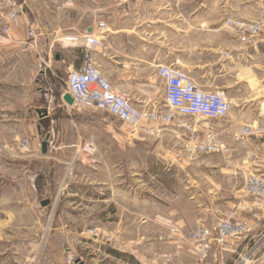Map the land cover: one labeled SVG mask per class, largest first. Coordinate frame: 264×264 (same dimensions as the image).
<instances>
[{"label":"rangeland","instance_id":"1","mask_svg":"<svg viewBox=\"0 0 264 264\" xmlns=\"http://www.w3.org/2000/svg\"><path fill=\"white\" fill-rule=\"evenodd\" d=\"M20 1L25 18L56 39L100 17V0ZM45 5L50 9L43 12ZM63 66L51 79L55 90L64 92L68 72ZM253 77L224 86L210 79L206 86L224 91L232 102L225 119L209 121L221 132L217 141L224 146L218 152L171 164L184 143L157 126L155 134L168 133L163 138L172 153L154 159L152 124L143 125L151 134L133 131L97 110L106 121L92 135L101 141L103 156L96 151L75 158L67 148L41 156L38 141L37 155L18 151L21 156L15 159L0 156V198L13 200L0 207V264H264V203L258 217L241 205L252 201L244 194L246 178L264 171V134L232 137L234 129L245 125L264 130V82ZM253 116L261 121L250 123ZM28 198L35 205L24 203ZM229 213L245 217L252 230L228 241L227 251L216 243L201 262L189 233L198 224L217 228ZM157 215L178 223L173 239H159L167 229Z\"/></svg>","mask_w":264,"mask_h":264},{"label":"crops","instance_id":"2","mask_svg":"<svg viewBox=\"0 0 264 264\" xmlns=\"http://www.w3.org/2000/svg\"><path fill=\"white\" fill-rule=\"evenodd\" d=\"M48 9L50 5L42 6L43 12ZM99 11V20L66 34L98 35L102 45L93 52L98 68L144 110L159 109L164 104V81L158 74L162 63L177 62L203 86L210 85V79L222 86L237 83L243 76L264 82V43L256 49H241L236 31L227 24L230 18L256 19L252 0H100ZM100 21L106 22L104 29L98 27ZM38 26L42 36L37 50L22 54L19 45L10 41L2 48L0 156H21L15 145L23 138L31 139L32 155L38 153V141L44 156L42 142L47 133L49 153L67 148L79 156L85 143L95 141L98 155L103 156L106 151L92 130L101 127L106 118L94 109L68 106L63 99L66 92L55 90L51 79L58 66L65 65L68 73L79 67L83 50L65 46L52 38L46 27ZM12 36L25 38V26L12 30ZM220 50L229 51L231 56L222 55ZM260 121L255 116L249 119L250 123ZM165 133L152 134L154 159L171 156L164 143ZM175 136L184 142L182 135L175 132ZM10 201L12 198H0V207ZM24 201L30 205L36 202L29 198ZM228 246L221 251H227Z\"/></svg>","mask_w":264,"mask_h":264},{"label":"built area","instance_id":"3","mask_svg":"<svg viewBox=\"0 0 264 264\" xmlns=\"http://www.w3.org/2000/svg\"><path fill=\"white\" fill-rule=\"evenodd\" d=\"M256 6L258 17L253 20L243 18L228 19L227 24L237 33L240 48L256 49L264 43V0H252ZM26 10L20 0H0V19H5L0 25V60L1 45L14 41L19 45L22 54L37 50L40 46L41 30L36 23L25 18ZM25 25V38L15 39L12 30ZM100 29L106 27L105 21L98 23ZM68 47H80L83 58L79 67L69 71L65 90L73 97V104L68 106L76 109H96L107 112L133 131H147L144 123L152 124V134L155 127L164 126L170 132H176L184 137L183 149L173 153V161L195 159L200 154L223 150V144L217 141L220 131L210 127L209 121L225 119L231 109L230 98L220 89H212L195 81L191 74L176 63L158 65V74L164 81V104L159 109L144 110L138 107L131 96L118 89L98 68L93 59V52L101 47L102 41L91 32L66 34L57 38ZM224 56L230 57L227 50H220ZM149 133V132H147ZM151 134V133H149ZM264 134L259 126L245 125L232 131L234 139L245 136ZM31 139L23 138L17 141L15 149L20 152L29 151ZM83 152L92 156L96 152L93 142L83 145ZM187 159H184V158ZM76 158V156H75ZM244 194L252 201L243 203V211L253 217L259 216L260 205L264 203V171L250 174L244 184ZM159 223L167 231L159 235L160 240L173 239L180 227L177 222L165 215H157ZM252 230L245 217L237 218L235 213L227 214L220 220L217 228L206 224H198L189 233L198 260H206L216 243L223 248L228 241L241 238ZM94 231H92L93 233Z\"/></svg>","mask_w":264,"mask_h":264},{"label":"water","instance_id":"4","mask_svg":"<svg viewBox=\"0 0 264 264\" xmlns=\"http://www.w3.org/2000/svg\"><path fill=\"white\" fill-rule=\"evenodd\" d=\"M63 99L69 103V104H73V97L69 94V93H65L63 95ZM41 115H47L46 111H40L39 112ZM50 138V133H47L45 136V139L42 142V153H46L47 149H48V140ZM46 202L43 201V204H45Z\"/></svg>","mask_w":264,"mask_h":264},{"label":"bare ground","instance_id":"5","mask_svg":"<svg viewBox=\"0 0 264 264\" xmlns=\"http://www.w3.org/2000/svg\"><path fill=\"white\" fill-rule=\"evenodd\" d=\"M251 81H252V82H254V81H255V79H254V78H252V79H251ZM230 101H231V100H230ZM231 105H232V102H231Z\"/></svg>","mask_w":264,"mask_h":264}]
</instances>
